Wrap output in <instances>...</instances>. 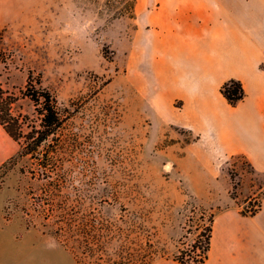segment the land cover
Returning a JSON list of instances; mask_svg holds the SVG:
<instances>
[{"label":"rangeland","instance_id":"1","mask_svg":"<svg viewBox=\"0 0 264 264\" xmlns=\"http://www.w3.org/2000/svg\"><path fill=\"white\" fill-rule=\"evenodd\" d=\"M131 1L0 0V86L17 98L12 112L34 113L23 95L32 76L66 118L58 143L64 181L55 195L45 196L51 186L32 174L29 157L0 170V223L15 244L56 240L79 264H147L205 232L209 185L228 180L241 211L260 205L261 193L242 203L248 189L264 187L244 159L203 166L190 157L191 132L167 113L158 117L150 46L144 71L136 51L143 27ZM0 145L5 161L19 150L1 126ZM46 200L65 202L75 222L58 230L63 212L46 216Z\"/></svg>","mask_w":264,"mask_h":264},{"label":"crops","instance_id":"2","mask_svg":"<svg viewBox=\"0 0 264 264\" xmlns=\"http://www.w3.org/2000/svg\"><path fill=\"white\" fill-rule=\"evenodd\" d=\"M143 1L135 5L143 27L141 34L136 28V51L141 49L146 71L150 46V94L158 117L167 113L191 132L190 157L199 164L212 168L238 156L264 180V0ZM231 79L244 90L236 106L220 92ZM7 157L0 145V166ZM204 193L213 223L203 264H264V187L248 189L242 200L261 193L253 215L242 214L228 180ZM5 226L0 223V264H79L56 240L15 244ZM147 264L179 263L167 257Z\"/></svg>","mask_w":264,"mask_h":264},{"label":"trees","instance_id":"3","mask_svg":"<svg viewBox=\"0 0 264 264\" xmlns=\"http://www.w3.org/2000/svg\"><path fill=\"white\" fill-rule=\"evenodd\" d=\"M135 5L136 1L132 0L131 15H134ZM220 92L231 106H236L244 98L242 83L238 80H228L221 86ZM23 95L33 104L34 113L31 116L27 114L15 115L12 112V106L17 98L0 86V126L19 146L15 157L3 162L0 170L17 158L29 157L36 166V171H32V174L37 175L39 179L46 180L47 185L51 186L49 190L45 189V196H53L56 191H59L60 183L64 181L61 179L60 182L59 180L62 166L58 154V143L59 131L66 118L62 114L55 96L48 89L41 87L39 82H34L32 76L28 77ZM44 205L46 207H43V211L46 216L52 215L57 210L63 212L57 220L61 225L58 230L62 231L75 222L72 214L68 213L65 202L54 204V202L46 200ZM259 209L260 205L256 211L241 212L243 215H253ZM65 211L69 215L64 213ZM69 211L73 212L74 210L69 208ZM212 223L213 214L205 232L196 238L190 248L182 243L172 256L173 260L179 264H203L210 251ZM197 250L199 252L195 254Z\"/></svg>","mask_w":264,"mask_h":264},{"label":"built area","instance_id":"4","mask_svg":"<svg viewBox=\"0 0 264 264\" xmlns=\"http://www.w3.org/2000/svg\"><path fill=\"white\" fill-rule=\"evenodd\" d=\"M251 212V211H250Z\"/></svg>","mask_w":264,"mask_h":264}]
</instances>
